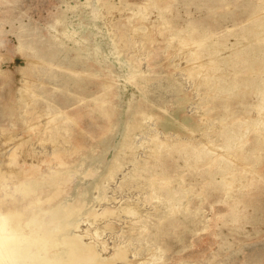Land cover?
Listing matches in <instances>:
<instances>
[{"label":"rangeland","instance_id":"1","mask_svg":"<svg viewBox=\"0 0 264 264\" xmlns=\"http://www.w3.org/2000/svg\"><path fill=\"white\" fill-rule=\"evenodd\" d=\"M1 164L0 219L47 197L17 219L51 255L264 264V0H0Z\"/></svg>","mask_w":264,"mask_h":264},{"label":"bare ground","instance_id":"2","mask_svg":"<svg viewBox=\"0 0 264 264\" xmlns=\"http://www.w3.org/2000/svg\"><path fill=\"white\" fill-rule=\"evenodd\" d=\"M140 6L142 5H139V7ZM145 9H143L144 12ZM138 11L141 12L142 9L141 11L138 9ZM256 33L259 35L258 31H256ZM106 88H108V86ZM102 103L103 102L100 101V108L104 112H107V109L103 107ZM233 131L235 132V130ZM231 133L233 135L232 131ZM232 135H230L231 138ZM203 154L205 155L206 151L198 152V155L200 156H203ZM14 163H16L15 167L17 169L16 171H18L17 175L22 174L26 177L31 176L34 173L33 170L25 167V162L21 163L19 159H16ZM2 165L3 164L0 165V183L3 181L7 182L6 178H11V180L13 178L16 179V173L13 171L10 172L9 168L5 170L4 167L2 168ZM21 183L16 185V190H13V197L16 198L17 203L15 206V212L13 211L14 209L10 210V212H4L0 219V264H50L49 261L51 258H54V264H116L117 260H126L129 263H132V259H130V254L128 252L129 247L126 245H116L117 247L114 249L113 254L104 257L99 251L98 243L94 241L87 242L81 237L74 235L68 236L67 239L64 240L67 243V255L63 248H59L55 254L51 255L47 250L48 244L44 241L49 234L47 228L46 230L42 228V231L37 233L20 232L22 229H29L31 225L40 226L42 223V219L37 215L34 216L33 219L30 217V221L25 225L17 219L18 216H23L25 214V216H27V214L32 211L29 206L33 205H30V202H37V204L42 207L48 202L47 197L39 198V193H37L35 189L27 184ZM66 213L67 211L63 207L50 208L48 211L49 218L47 223L56 222L59 226L67 227L68 219Z\"/></svg>","mask_w":264,"mask_h":264}]
</instances>
